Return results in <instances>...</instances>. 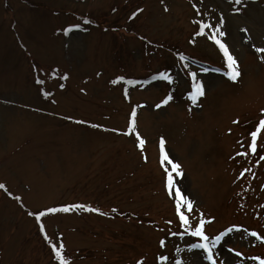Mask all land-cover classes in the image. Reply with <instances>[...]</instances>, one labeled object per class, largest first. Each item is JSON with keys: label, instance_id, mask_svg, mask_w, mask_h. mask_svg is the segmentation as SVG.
Wrapping results in <instances>:
<instances>
[{"label": "rangeland", "instance_id": "rangeland-1", "mask_svg": "<svg viewBox=\"0 0 264 264\" xmlns=\"http://www.w3.org/2000/svg\"><path fill=\"white\" fill-rule=\"evenodd\" d=\"M258 49L264 0H0V264H261Z\"/></svg>", "mask_w": 264, "mask_h": 264}, {"label": "snow or ice", "instance_id": "snow-or-ice-1", "mask_svg": "<svg viewBox=\"0 0 264 264\" xmlns=\"http://www.w3.org/2000/svg\"><path fill=\"white\" fill-rule=\"evenodd\" d=\"M237 3L240 2V0H236ZM135 15V14H133ZM205 27H211L210 25H205ZM216 32L219 33L220 36H223L224 33L220 32L219 29L216 30ZM212 39L215 40V42L219 45V47L223 50V53L226 57V68H227V76L233 80L236 81L237 78L240 76V71H239V64L237 62V60L235 59V57L229 52L227 45H225L224 43H222L219 39L216 38V33H214L211 37ZM258 51L260 52H264V49H258ZM193 76V78H195L196 74L192 73L191 74ZM165 79H168V77H165ZM204 95V90H203V84L202 82H197L194 84V91L190 94V98L193 101H196V99L199 96H203ZM168 99H171V97H168ZM168 101L165 100L164 103H167ZM134 123V121H133ZM261 129H264V119L259 121V127L256 129V131H253L251 133V151L252 152H256L257 149V138H258V134L260 132ZM161 143H163V140L161 141ZM144 144L143 140H140V146L142 147ZM238 155H247V153H238ZM163 159L165 161H168L169 164H171L172 170L176 172L177 175H182L181 172H179L180 169V165L178 163H173L167 153L164 154ZM247 171V170H245ZM5 186L0 184V188H4ZM167 187L170 191H172L173 189H175V193L176 195L180 196V200L183 204H185L187 206V210L189 212H191L192 210V201L187 199L186 197H184L181 192L180 189L178 187L175 186L174 184V177L171 173H168L167 175ZM68 210V209H65ZM178 210H179V204H178ZM50 211H56L55 209H51ZM41 215H43V213H41ZM179 217L180 220L187 226L190 227L189 225V219L188 217L184 214V212H180L179 213ZM229 231H231V229H229ZM192 236L194 237H200L202 238L203 242L201 243H194L191 245V248H200V249H204L207 254H208V259L212 260L213 259V248H212V241H209V237L207 235H205L204 233V221L201 220L199 223V226L195 228L194 231H192L190 233ZM251 235L253 237H256L258 234L255 232H252ZM221 239L220 236H217L215 238L216 241H219ZM163 243V241L161 242ZM52 247L56 250V255L57 257L60 259L61 264H69V261H67L65 259V257L62 255L61 252V248L63 247V245H61V248H57V246L55 244L52 245ZM237 255H240L239 253H237ZM162 260H166L167 257H161ZM259 259V258H256ZM142 264V262H141ZM178 264H182V262H178ZM213 264H215V261H213ZM261 264H264V260L261 261Z\"/></svg>", "mask_w": 264, "mask_h": 264}]
</instances>
